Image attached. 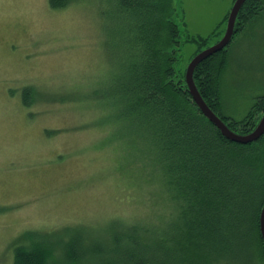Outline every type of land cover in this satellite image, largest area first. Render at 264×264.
Segmentation results:
<instances>
[{
    "label": "rangeland",
    "instance_id": "obj_1",
    "mask_svg": "<svg viewBox=\"0 0 264 264\" xmlns=\"http://www.w3.org/2000/svg\"><path fill=\"white\" fill-rule=\"evenodd\" d=\"M233 2L171 0L184 82L189 61L223 36ZM119 4L0 0V264H12L26 231L47 235L57 254L69 227L87 250L105 249L114 220L153 223L166 211L150 167L128 143L136 138L117 131ZM219 91L220 113L234 120L264 94V10L228 47Z\"/></svg>",
    "mask_w": 264,
    "mask_h": 264
},
{
    "label": "trees",
    "instance_id": "obj_2",
    "mask_svg": "<svg viewBox=\"0 0 264 264\" xmlns=\"http://www.w3.org/2000/svg\"><path fill=\"white\" fill-rule=\"evenodd\" d=\"M70 1L48 4L58 8ZM120 2L115 8L121 13L118 36L125 56L112 89L117 131L136 138L128 143L139 153L135 160L141 157L150 167L166 211L153 223L123 226L114 220L112 245L105 249L87 250L69 227L62 254H57L47 235L26 231L13 246L12 264H257L264 260L259 231L264 134L248 144L229 141L197 108L176 67L182 36L171 0ZM263 10L264 0H246L230 43L193 72L206 105L239 135L257 125L264 94L242 119L224 117L220 78L231 42ZM218 35L214 31L197 42L204 46Z\"/></svg>",
    "mask_w": 264,
    "mask_h": 264
},
{
    "label": "water",
    "instance_id": "obj_3",
    "mask_svg": "<svg viewBox=\"0 0 264 264\" xmlns=\"http://www.w3.org/2000/svg\"><path fill=\"white\" fill-rule=\"evenodd\" d=\"M245 1L246 0H234L227 17L226 28L223 36L214 45L197 53L189 61L185 70V82L187 85V90L197 108L200 110L203 116L219 130L224 138L239 144H248L261 138V136L264 134V113L260 117L256 127L249 134L239 135L232 132L225 125V123L206 105L202 97L199 95L193 81V72L203 60L221 51L230 43L234 32L237 14ZM259 231L264 246V203L259 214Z\"/></svg>",
    "mask_w": 264,
    "mask_h": 264
}]
</instances>
